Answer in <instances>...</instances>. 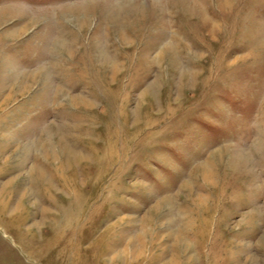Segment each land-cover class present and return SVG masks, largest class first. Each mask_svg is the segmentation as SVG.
Returning a JSON list of instances; mask_svg holds the SVG:
<instances>
[{"label":"rangeland","instance_id":"374dc122","mask_svg":"<svg viewBox=\"0 0 264 264\" xmlns=\"http://www.w3.org/2000/svg\"><path fill=\"white\" fill-rule=\"evenodd\" d=\"M0 13L4 177L26 183L48 142L59 162L85 158L58 188L97 200L65 253L45 228L37 247L0 229V264H114L145 223L144 256L115 264H264V0H0Z\"/></svg>","mask_w":264,"mask_h":264},{"label":"bare ground","instance_id":"6f19581e","mask_svg":"<svg viewBox=\"0 0 264 264\" xmlns=\"http://www.w3.org/2000/svg\"><path fill=\"white\" fill-rule=\"evenodd\" d=\"M195 6L194 10L198 8L197 5ZM2 19L3 14L0 13V21ZM213 30L214 29L211 28V31ZM166 53H168V50L162 51L161 57L163 58ZM113 65L114 71L117 72L118 69L116 65L114 63ZM8 98L10 99L9 96ZM6 101H4V103ZM53 137L54 135L52 138ZM49 140L52 141L50 138ZM57 140L60 142V146L64 145V149L68 148H66L64 136H59ZM5 142L6 141L1 137L0 180L2 177L3 180L0 181V229L9 237H12L13 233H19L21 235L22 245H31L34 241V247H37L39 241L43 239L42 230L45 228V231L50 233L51 242L53 244L52 249L57 248L58 251H62L64 253L67 252V250L75 244L76 238L81 236L80 234L86 228V222L88 219L97 213L93 210V207L90 206V204L96 202L97 200L88 198L85 195H80L79 192L82 189L78 187L79 185L76 184V182L70 184L65 183L63 184V187L67 186V188L62 187L60 190L56 180L57 175L64 176L65 174H68L72 166L79 165L84 162L85 158L82 156H74V160H72L71 155L66 152L63 161L59 162V154L54 152V150H56L54 149V146L48 142L45 143L41 141V143L36 146V152L38 154L37 161L34 160L35 162H33L28 169V177H26L28 178V181L24 183L19 181L20 173H12L13 175H11L10 178H6V176L4 177L10 169V167H8L10 157L6 156L8 145H6ZM41 151L47 158H49V162L52 163V161L57 159V163H54L55 165L58 164L59 167H48L49 164L45 160H43V163L45 164L43 165L41 163V155L39 154ZM51 152L53 153V159L49 156ZM19 165L23 166L24 163H19ZM204 169L206 173H208L210 172L211 167H208L207 163ZM234 171H236V169ZM97 176H101V173L100 175L97 173ZM55 194H63L64 199L57 200ZM45 197L50 198L49 202L51 204L46 202ZM116 225L117 224L114 226L116 227ZM144 225L142 229L139 230L135 238H131L129 240L127 246L123 249V251H121L122 253H116L111 257V263L115 264L116 262H119L121 258L139 260L144 256L149 244V241H147V235H150L153 230V226L149 225L146 227L147 225ZM108 229L107 231H109ZM106 234H103L102 237ZM38 237H40V239L37 243L36 240ZM59 244H62L63 246L60 248V246H58ZM135 245L138 247L135 251H133V247ZM173 263L176 264V262Z\"/></svg>","mask_w":264,"mask_h":264}]
</instances>
